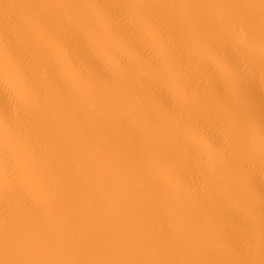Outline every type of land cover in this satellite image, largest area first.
Wrapping results in <instances>:
<instances>
[{"label":"snow or ice","instance_id":"6c2138e0","mask_svg":"<svg viewBox=\"0 0 264 264\" xmlns=\"http://www.w3.org/2000/svg\"><path fill=\"white\" fill-rule=\"evenodd\" d=\"M24 7L26 17L0 27V94L9 100L0 127L12 134L0 145V188L8 201L0 223V253L7 257L2 264H264V192L257 202L250 180L257 165L264 170V125L247 114L237 67L251 75L258 69L264 80V0L259 26L245 11L211 17L161 12L196 7L185 0H29ZM159 89L170 93V108L147 102ZM89 104L123 111L117 123L138 147L139 177L146 186L161 189L191 177L197 198L211 194L213 233L203 244L213 254L242 258H30L44 250L113 247L108 241L34 237L19 228L15 215L17 207H32L27 182L54 171L51 159L29 151L42 132L52 131L53 107L79 110ZM226 217L238 222L230 239ZM257 241L259 260L252 258Z\"/></svg>","mask_w":264,"mask_h":264},{"label":"bare ground","instance_id":"6f19581e","mask_svg":"<svg viewBox=\"0 0 264 264\" xmlns=\"http://www.w3.org/2000/svg\"><path fill=\"white\" fill-rule=\"evenodd\" d=\"M29 0H0V27L26 17ZM170 2V0H163ZM196 7L161 9L164 14L191 13L216 16L223 12L245 11L260 21L261 0H185ZM252 4L248 9L222 8L221 5ZM240 92L247 114L258 126L264 125V80L259 70L254 75L240 70ZM221 91H222V86ZM160 108H170L172 97L159 89L147 101ZM9 100L0 94V118L6 117ZM86 112V115H85ZM123 111L109 105L101 109L89 104L86 109L73 106L53 107L52 131L42 132L29 151L54 162V171H45L41 180L28 181L26 195L31 208H15L19 228L34 237L55 240L111 242V250L83 249L41 251V260L84 261H152L240 259L235 255L210 252L203 240L213 233L214 205L197 198L189 185L191 177L169 181L166 188L152 189L139 177L140 152L117 121ZM12 134L0 127V145ZM253 191L259 202L264 192V170L259 165L250 172ZM203 191V189H201ZM8 201L0 188V223ZM238 211H242L238 209ZM225 238L237 230L234 217L224 218ZM174 237L175 239H169ZM146 244L148 246H140ZM237 250L245 249L237 241ZM0 253V264L6 259ZM260 259L259 246L255 256Z\"/></svg>","mask_w":264,"mask_h":264}]
</instances>
